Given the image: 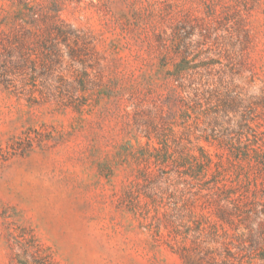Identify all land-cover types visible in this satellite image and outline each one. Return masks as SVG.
Wrapping results in <instances>:
<instances>
[{
	"label": "rangeland",
	"instance_id": "obj_1",
	"mask_svg": "<svg viewBox=\"0 0 264 264\" xmlns=\"http://www.w3.org/2000/svg\"><path fill=\"white\" fill-rule=\"evenodd\" d=\"M25 24L27 73L0 80V264H264V0H0V39ZM185 55L237 98L183 116ZM195 145L211 163L192 185L174 161Z\"/></svg>",
	"mask_w": 264,
	"mask_h": 264
},
{
	"label": "trees",
	"instance_id": "obj_2",
	"mask_svg": "<svg viewBox=\"0 0 264 264\" xmlns=\"http://www.w3.org/2000/svg\"><path fill=\"white\" fill-rule=\"evenodd\" d=\"M23 5L26 9V15L28 18L26 23L29 22V19L31 20V23L42 21L46 26L48 36L62 35L65 33L62 20L61 22L54 21L53 23H49L48 17L43 14L39 15L37 11L28 6V2L25 1ZM19 30L20 31L16 35L11 36L5 34L4 38L0 39V80L5 85L12 82L11 75L16 73L17 70L21 72L20 74L27 73L26 68L29 61L28 38L32 30L27 27L26 24L20 26ZM51 44L55 51H59L54 39L49 40V45ZM188 45L189 44H184V51L187 49ZM187 55H185L181 61L176 63L173 70L169 72L173 80L172 90L175 92L174 99L179 102H177L178 104L184 107L182 108L184 112L183 116L189 118L198 113L207 115V110L212 107L210 106L212 100L215 99L217 101L214 104V107H218L219 102L223 97H229L231 100L237 98V95H235L236 93L234 94L236 91L234 78H228L225 72H218L215 77L213 73H211V60H206V63L203 62L200 64L198 62H192V59H187ZM200 67L206 69V72L204 73ZM35 98L36 97H33L32 99ZM216 111L218 112V110H215V115L210 118V121L214 123H218L220 118ZM186 117L183 118L184 121H186ZM203 130L204 133L201 136H204V138H210L211 136V140L213 141H217L218 143L222 141L218 132L212 130L211 133H207L205 129ZM144 132L147 134L146 136L150 138V130L144 129ZM147 153L148 152L144 154L145 157H147ZM233 153L235 157H240L241 154L244 157H248L246 150L242 151V153L240 151ZM178 155L179 158L174 161L175 172L177 173L178 179L189 180L187 183H191L192 185H197L199 181L206 182L205 177L207 175L208 165L211 163V156L202 145H195L188 150L180 149L178 150ZM163 162L164 161H160L157 162V164L162 166ZM192 181H195V183H192ZM220 181L221 180L218 179V182ZM230 187L232 188L231 193L236 194V197L231 199V201L227 199L222 205H217L218 211L220 212V218L228 222L232 219L230 211L241 207L242 201L241 203L239 202L246 195L245 189H241L240 186L232 185ZM254 203L257 207L261 204L256 200H254ZM220 254V251L216 252V256ZM227 254L229 256L232 255L230 249H228ZM216 256L214 255L205 260V257L199 255L197 260L191 264H209V261L216 258ZM220 263L223 264V261ZM217 264H219V262Z\"/></svg>",
	"mask_w": 264,
	"mask_h": 264
}]
</instances>
